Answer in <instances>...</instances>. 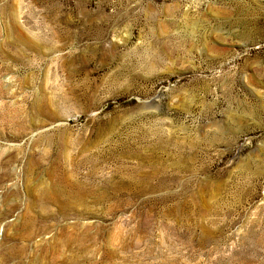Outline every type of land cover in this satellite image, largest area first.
I'll return each mask as SVG.
<instances>
[{"label":"rangeland","instance_id":"rangeland-1","mask_svg":"<svg viewBox=\"0 0 264 264\" xmlns=\"http://www.w3.org/2000/svg\"><path fill=\"white\" fill-rule=\"evenodd\" d=\"M0 264H264V0H0Z\"/></svg>","mask_w":264,"mask_h":264}]
</instances>
